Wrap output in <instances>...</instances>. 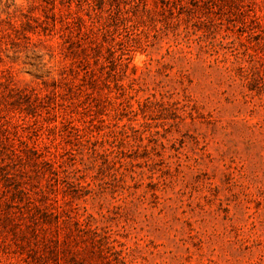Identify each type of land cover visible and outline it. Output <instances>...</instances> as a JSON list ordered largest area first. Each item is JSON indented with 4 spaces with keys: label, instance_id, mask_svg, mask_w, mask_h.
I'll use <instances>...</instances> for the list:
<instances>
[{
    "label": "rangeland",
    "instance_id": "374dc122",
    "mask_svg": "<svg viewBox=\"0 0 264 264\" xmlns=\"http://www.w3.org/2000/svg\"><path fill=\"white\" fill-rule=\"evenodd\" d=\"M0 264H264V0H0Z\"/></svg>",
    "mask_w": 264,
    "mask_h": 264
}]
</instances>
